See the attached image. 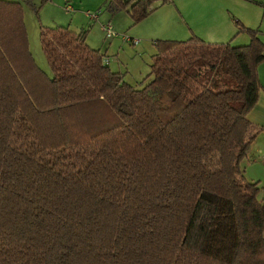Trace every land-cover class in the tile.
I'll return each instance as SVG.
<instances>
[{
    "label": "trees",
    "instance_id": "16d2710c",
    "mask_svg": "<svg viewBox=\"0 0 264 264\" xmlns=\"http://www.w3.org/2000/svg\"><path fill=\"white\" fill-rule=\"evenodd\" d=\"M153 1L110 10L137 24ZM240 31L248 45L157 41L137 89L63 27L41 32L48 75L22 4L0 0V264H264V200L242 169L264 44Z\"/></svg>",
    "mask_w": 264,
    "mask_h": 264
},
{
    "label": "rangeland",
    "instance_id": "374dc122",
    "mask_svg": "<svg viewBox=\"0 0 264 264\" xmlns=\"http://www.w3.org/2000/svg\"><path fill=\"white\" fill-rule=\"evenodd\" d=\"M4 1L22 4L30 52L39 68L48 75L52 76V71L42 48L41 32L43 29L63 27L77 33L88 32V45L93 49L100 50L104 54L106 62L109 59L112 60L110 66L112 70L124 75L125 82L137 89H143L153 79L151 68L153 57L157 54L155 46L157 41H187L193 35L191 25L195 24L198 28L208 20L206 19L208 13L204 15L201 8L195 9L197 14L192 18L194 16L193 5L186 3L189 0H176V3L154 0L149 9L150 15L137 24L129 10L111 11V0L110 3L109 0H31L33 7L28 5L25 0ZM204 1L197 0L198 3H205ZM214 1L218 2L221 5L220 8H223L227 14H230V20L234 17V19H240L241 14L249 15L253 10V7L247 3L250 2L249 0ZM69 7L71 10H68ZM89 14L98 15L97 21L90 18ZM108 24L118 35L116 38L108 39L106 37L104 26ZM123 36L138 40L139 43L134 45L132 42L123 40ZM262 36L264 37V35ZM241 38H233L228 43L234 47L245 45L247 40L250 43V37L247 34ZM259 38L264 40L261 38V34ZM261 155L259 154V156ZM259 156L255 162L246 161L243 168L249 182L253 181L251 177L256 178L254 183H258L261 189L259 200L263 201L264 164L262 163L263 156L262 160H259ZM218 162L221 164L220 156L218 152H215L205 161V165L209 167V165L218 164ZM217 164L214 166L215 168H217ZM260 180V183L256 182Z\"/></svg>",
    "mask_w": 264,
    "mask_h": 264
},
{
    "label": "crops",
    "instance_id": "0c3cea01",
    "mask_svg": "<svg viewBox=\"0 0 264 264\" xmlns=\"http://www.w3.org/2000/svg\"><path fill=\"white\" fill-rule=\"evenodd\" d=\"M249 1L251 3H247L253 7L252 12L250 11L249 15L241 14L240 19H234L235 17L233 19L231 18L232 20L229 19L230 14H227L223 8H220L221 5L214 0H211V2L210 0H205V3H198L197 0L187 1L186 3H191L193 5L194 16L192 18H194L197 14V11L195 9L201 8L204 15L208 13V17L206 18L208 20L204 21L201 27L197 28L195 24L191 25V32L193 33L192 37L197 36L205 42L211 44H228L229 40L233 38L242 39L241 37L246 35V33L240 31V28L244 27L258 32V36H260L261 34V38L264 39V37L262 36L264 35V0ZM169 3H176V0H170ZM236 21H238L239 23L236 24ZM106 26L107 25L104 26V29ZM245 39L242 41L243 43ZM261 41L264 44V40ZM246 42L247 43L244 44L248 45L249 41L247 40ZM111 62L112 60L109 59L107 63L111 66ZM259 78L263 89L260 93L257 105L250 112L248 117L250 122L252 123L250 135L251 137H255V140L248 152L247 157L242 163L244 175L245 170L243 168V165L246 161L255 162V159L258 158L259 154H262L261 156H259V160H262L263 156V162H261L264 164V63L259 67ZM251 179L253 180V183L256 180V178L253 177H251ZM256 182L260 183L261 180Z\"/></svg>",
    "mask_w": 264,
    "mask_h": 264
},
{
    "label": "built area",
    "instance_id": "2783aa9c",
    "mask_svg": "<svg viewBox=\"0 0 264 264\" xmlns=\"http://www.w3.org/2000/svg\"><path fill=\"white\" fill-rule=\"evenodd\" d=\"M68 10H71V8L69 7ZM89 17L92 18L93 20H97L98 19V15H91L89 14ZM105 32H106V37L108 39H113L116 38L118 35L114 32L113 27L109 24L105 27ZM123 40L128 41V42H132L134 45H137L139 43L138 40H134V39H130L127 36H123L122 37Z\"/></svg>",
    "mask_w": 264,
    "mask_h": 264
}]
</instances>
